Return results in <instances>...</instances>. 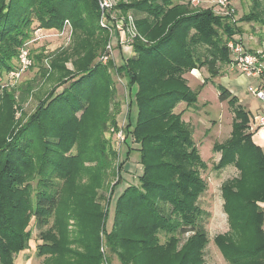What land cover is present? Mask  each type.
<instances>
[{
  "label": "rangeland",
  "instance_id": "rangeland-1",
  "mask_svg": "<svg viewBox=\"0 0 264 264\" xmlns=\"http://www.w3.org/2000/svg\"><path fill=\"white\" fill-rule=\"evenodd\" d=\"M83 1L71 18L62 20L59 16V24L52 28L39 21L47 10L44 2L36 1L34 13L24 26L27 34L22 36L23 39L10 42L0 39L4 42L1 48L5 46L6 56L13 55L10 67L0 63V150L9 154L15 141H23L21 134L25 135L27 131L34 142L29 147L32 157L22 164V169L17 168L22 173L15 177L8 178V173L16 171L11 165L12 159L0 157V246L8 245L5 240L1 241L3 237L14 241L15 246L23 244L25 234L30 239L27 249L9 250L7 257L1 255L0 262L4 264L43 263L44 257L38 255V247L44 240L34 225L35 220H30L27 200L34 194L41 167L53 154L59 165L54 173L58 179L54 181L63 187V195L49 234L61 240L87 244L82 233H89L92 228L89 223L95 222L96 218L99 264H126L131 261V254L126 251L139 247L135 241H125V235L114 229V215L122 191L128 185L141 183L143 166L140 158L146 150L141 140L153 134V131H145L139 136L140 106L135 102L138 87L131 88L129 73L120 69L129 58H138L136 46L147 42L139 26L146 15L128 8L142 0H111L104 17L93 5L94 0ZM172 2L187 4L195 10H211L229 24V33H233L228 40L224 38L222 25L217 31V43L238 41L264 60V0H230L228 8L213 6L208 0ZM205 49L202 47V52ZM107 54L109 58L104 60ZM218 58L219 74L210 75L204 67L195 74L192 71L183 76L187 86L197 93V103L179 102L171 111L174 117H182L192 131L193 142L204 162L196 167L206 185L198 200L201 211L207 214L201 220L208 238L202 250L203 264H229L215 241L229 231L221 186L239 176L234 166L217 168L222 152H217L215 147L226 144L233 137L235 121L230 99L220 101L219 89H228L237 98L239 102L233 110L244 107L251 124L254 123V110L260 106V101L249 92L250 87H257V82L233 68L231 60L225 63L220 56ZM89 64L90 67H103L99 75L101 86L93 92L90 101L82 105V111L75 116L63 117L59 105L52 100L57 101L70 84L84 81L83 70ZM141 75L137 77H143ZM249 127L245 133L253 134L252 125ZM253 141L260 144L264 153V129L256 132ZM26 143L22 142L23 147ZM47 147L53 151H48ZM262 172L251 173L245 179L249 190L264 193ZM155 174L167 176V167L152 171V175ZM12 178L17 182L11 184ZM106 207L109 217L104 227ZM164 208L171 211L168 206L164 205ZM10 223L15 231L8 228ZM192 236V233L179 235L160 231L158 240L150 241L154 244L152 247H165L172 238L178 240L177 244L164 253L147 249L144 264H166L173 252L185 251ZM257 242L253 246L258 248L255 251L257 258L245 264H264V239L259 238Z\"/></svg>",
  "mask_w": 264,
  "mask_h": 264
},
{
  "label": "trees",
  "instance_id": "trees-1",
  "mask_svg": "<svg viewBox=\"0 0 264 264\" xmlns=\"http://www.w3.org/2000/svg\"><path fill=\"white\" fill-rule=\"evenodd\" d=\"M36 1L44 2L47 10L39 17V21L51 28L59 24V16L62 20L71 18L85 2L1 0L0 39L7 42L23 39L22 36L27 34L24 26L34 13ZM93 5L100 13L96 0ZM128 8L145 13L144 23L140 22L139 26L147 42L138 44V58H129L120 65V69L129 73L127 77L131 88L138 87L135 102L140 106L139 136L145 131H153V134L142 137L141 142L146 150L140 158L143 166L141 183L138 186L128 185L119 196L115 207L114 229L125 235V241H135L139 246L126 251V254H131V261L126 264H144V257L149 251L147 249L162 253L173 249V244L178 241L174 238L165 247H152L154 244H150V241L156 242L160 231L193 235L191 242L185 246V251L173 252L174 255L168 257L166 264H203L202 250L208 238L201 220L207 214L201 211L198 200L206 185L199 177L196 167L204 162L193 142L192 131L182 117H174L171 111L179 102L197 103V93L187 86L183 78L186 73L207 67L210 75L219 74L218 56L229 63L231 57L225 44L227 41L217 43L216 37L218 28L222 25L224 38L228 40L233 33H229V24L215 16L211 10H195L187 4H175L172 0H142L137 4H130ZM3 45L4 42L0 40V63L10 67L13 55L8 54L7 57L5 46L1 48ZM202 47H206L204 52ZM102 69V66L87 65L83 70L84 81L70 84L61 93L58 103V100H52L59 105L63 117L75 116L82 111V105H86L94 95L93 92L101 86L99 75ZM140 73L143 77H137ZM103 86H106L104 82ZM219 91L220 101L230 99L235 121L233 137L226 144L215 147L217 152H222L217 168L234 166L239 171V176L227 180L221 186L229 231L218 236L215 241L229 264H245L257 258L255 251L258 248L253 246L259 238L264 239V210H261L264 193L249 190L245 180L251 173H264V153L253 141V134L245 133L250 128L247 110L244 107L233 110L235 103L239 102L237 98L228 89L220 88ZM21 136L23 141L16 140L15 146L9 149V154L5 155L0 150V157L9 156L12 159L11 165L16 169L15 173H8V178L22 173L17 168L22 169V164L32 157L29 147L34 143L33 139L29 137L28 131ZM22 142H28V146L26 143L23 147ZM47 150L53 151L49 147ZM58 166V158L54 154L50 160L46 159L35 180L34 194L27 200L30 220H35L34 225L44 240L38 247V255L44 257L42 264H99L96 218L95 222L89 223L92 227L88 230L89 233H82L87 244L61 240L48 232L59 212L63 195V187L54 181L58 179L54 176ZM166 167L167 176L152 175V171ZM12 179L11 184L17 182ZM8 203L12 205L11 202ZM164 205L170 207L171 211L166 210ZM3 210L2 208V212ZM108 211L106 207L104 227L109 217ZM4 225L8 226V223ZM9 226L10 230L15 231L11 223ZM25 237L20 246H15L14 241L3 237L1 241L5 240L8 245L0 246V256L7 257L9 250L20 252L27 249L30 239L27 234Z\"/></svg>",
  "mask_w": 264,
  "mask_h": 264
},
{
  "label": "built area",
  "instance_id": "built-area-1",
  "mask_svg": "<svg viewBox=\"0 0 264 264\" xmlns=\"http://www.w3.org/2000/svg\"><path fill=\"white\" fill-rule=\"evenodd\" d=\"M100 15L104 17L108 12V8L111 5V0H96ZM197 3L203 2V0H194ZM208 3L221 8H228L230 0H208ZM40 30L37 31V33ZM227 50L230 53L231 65L233 68L241 71L248 78L254 79L257 82V87L249 88V92L261 103V108L258 110L256 116H254V123L251 129L258 131L264 129V60L258 53L248 51L245 46L234 40H230L227 45ZM109 54H111L110 47H108ZM109 54L104 56V60L109 58ZM111 56V55H110ZM25 58V56L23 55ZM121 138L123 139L122 135Z\"/></svg>",
  "mask_w": 264,
  "mask_h": 264
},
{
  "label": "crops",
  "instance_id": "crops-1",
  "mask_svg": "<svg viewBox=\"0 0 264 264\" xmlns=\"http://www.w3.org/2000/svg\"><path fill=\"white\" fill-rule=\"evenodd\" d=\"M195 71H196V70L193 71V74H195ZM260 108H261V103H260V106L256 107L255 110H254V115H255V116H256V114H257V112H258V110H259ZM250 125H252V124L250 123ZM256 132H257V131H255V132L253 133V137L255 136ZM255 143H256L257 145L260 146V144H259L258 142L255 141ZM261 206L264 208V204H261Z\"/></svg>",
  "mask_w": 264,
  "mask_h": 264
}]
</instances>
